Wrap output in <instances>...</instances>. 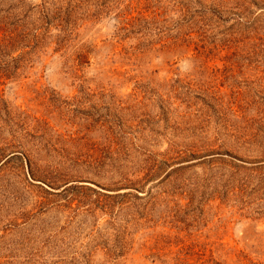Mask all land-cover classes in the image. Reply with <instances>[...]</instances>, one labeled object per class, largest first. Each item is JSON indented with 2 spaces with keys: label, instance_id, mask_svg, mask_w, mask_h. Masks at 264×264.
<instances>
[{
  "label": "rangeland",
  "instance_id": "rangeland-1",
  "mask_svg": "<svg viewBox=\"0 0 264 264\" xmlns=\"http://www.w3.org/2000/svg\"><path fill=\"white\" fill-rule=\"evenodd\" d=\"M0 264H264V0H0Z\"/></svg>",
  "mask_w": 264,
  "mask_h": 264
}]
</instances>
